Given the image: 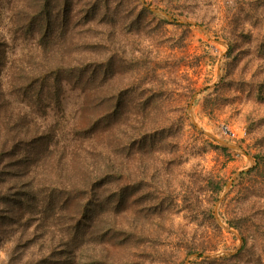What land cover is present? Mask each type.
<instances>
[{"label":"rangeland","instance_id":"rangeland-1","mask_svg":"<svg viewBox=\"0 0 264 264\" xmlns=\"http://www.w3.org/2000/svg\"><path fill=\"white\" fill-rule=\"evenodd\" d=\"M208 261L264 264V0H0V264Z\"/></svg>","mask_w":264,"mask_h":264},{"label":"trees","instance_id":"trees-1","mask_svg":"<svg viewBox=\"0 0 264 264\" xmlns=\"http://www.w3.org/2000/svg\"><path fill=\"white\" fill-rule=\"evenodd\" d=\"M42 26H45V28H50L51 26H53V22L52 20L50 21V19L44 21V24H41ZM60 36H54V35H48V34H44L42 35V37L40 39H38L37 41V44L40 46V49H43L45 50L48 45H53V46H50V48H54L57 47V49H62V48H65L69 42L72 41V36H65L66 34H62L60 33L59 34ZM84 44V43H82ZM49 64V63H47ZM63 61H59L58 64L56 65H50L49 69L47 70H43V68L47 67V65L43 66V67H38L37 69H33V70H30L27 75H26V79L28 80V83H26V81L22 82L21 83V86L22 88H25V90L32 85V83H35L36 86L35 88L38 87V82L41 81V89L39 91H41L43 89L44 86H49V92L51 93L52 92V88L55 87L56 84L60 85L62 84L63 82V78L60 77L59 80H56V83L54 84H47V81L50 79V76H49V72L52 68L53 71L58 75H60V73L62 71H66V67L63 65ZM65 79V78H64ZM59 81V83H58ZM34 88V89H35ZM244 246L242 248V250H244ZM200 256H202V254H200ZM212 261H208L207 263H211Z\"/></svg>","mask_w":264,"mask_h":264},{"label":"water","instance_id":"water-1","mask_svg":"<svg viewBox=\"0 0 264 264\" xmlns=\"http://www.w3.org/2000/svg\"><path fill=\"white\" fill-rule=\"evenodd\" d=\"M191 106H192V105H190V108H191ZM192 119H193L194 124H195V125L201 130V131H203L204 133H206L207 135H209V136H211V137L217 139L218 141H220V142L223 143L224 145H227V146H230V147H234V148H240V146H238V145H233V144H230V143H228V142H225V141H223V140L218 139L217 137H215L214 135H212L210 132L206 131L203 127L199 126V125L195 122L194 117H192Z\"/></svg>","mask_w":264,"mask_h":264}]
</instances>
